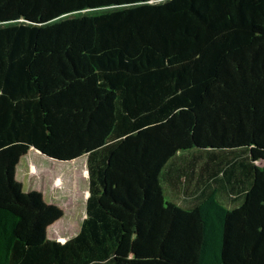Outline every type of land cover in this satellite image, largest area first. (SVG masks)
I'll return each mask as SVG.
<instances>
[{
  "label": "trees",
  "instance_id": "1",
  "mask_svg": "<svg viewBox=\"0 0 264 264\" xmlns=\"http://www.w3.org/2000/svg\"><path fill=\"white\" fill-rule=\"evenodd\" d=\"M31 148L87 156L65 241ZM0 264H264V0H0Z\"/></svg>",
  "mask_w": 264,
  "mask_h": 264
},
{
  "label": "rangeland",
  "instance_id": "2",
  "mask_svg": "<svg viewBox=\"0 0 264 264\" xmlns=\"http://www.w3.org/2000/svg\"><path fill=\"white\" fill-rule=\"evenodd\" d=\"M87 162V156L74 161H60L34 148H31L21 160L17 178L23 182L24 189L42 191L48 202L64 209L65 215L49 228V235L52 238L66 240L76 235L82 227L87 214L89 196ZM54 176L55 178L57 176V179H54ZM167 198L182 205L181 199H174L169 195Z\"/></svg>",
  "mask_w": 264,
  "mask_h": 264
},
{
  "label": "crops",
  "instance_id": "3",
  "mask_svg": "<svg viewBox=\"0 0 264 264\" xmlns=\"http://www.w3.org/2000/svg\"><path fill=\"white\" fill-rule=\"evenodd\" d=\"M87 165H88V164H87ZM18 168H19V167H18ZM57 175H58V174H57ZM54 179H57V176H56V178H55V176H54ZM53 184H54V183H53ZM54 185H55V184H54ZM54 188H55L56 190H58V188H56V187H54ZM59 188H60V187H59ZM60 189L63 190L62 187H61ZM60 189H59V190H60ZM89 195H90V191H89ZM88 197H89V196H88ZM51 203H52V202H51ZM59 240H60V239H59ZM63 241H65V240H63Z\"/></svg>",
  "mask_w": 264,
  "mask_h": 264
},
{
  "label": "water",
  "instance_id": "4",
  "mask_svg": "<svg viewBox=\"0 0 264 264\" xmlns=\"http://www.w3.org/2000/svg\"><path fill=\"white\" fill-rule=\"evenodd\" d=\"M42 154H44V153H42Z\"/></svg>",
  "mask_w": 264,
  "mask_h": 264
}]
</instances>
